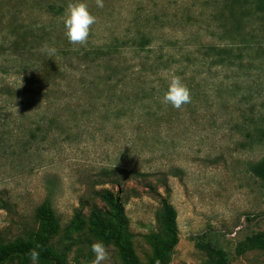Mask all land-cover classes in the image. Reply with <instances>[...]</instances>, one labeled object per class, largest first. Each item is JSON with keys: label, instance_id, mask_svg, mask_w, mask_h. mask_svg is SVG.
Masks as SVG:
<instances>
[{"label": "rangeland", "instance_id": "rangeland-1", "mask_svg": "<svg viewBox=\"0 0 264 264\" xmlns=\"http://www.w3.org/2000/svg\"><path fill=\"white\" fill-rule=\"evenodd\" d=\"M69 2L0 0V242L34 238L49 203L54 252L91 264L100 240L68 228L77 211L106 209L108 190L142 264L166 238L164 199L177 213L170 264H205L203 235L228 264H264V249L236 252L264 233L252 171L264 159V0H83L97 18L86 45L65 35ZM173 75L191 92L179 110L162 103ZM104 244L103 264H122Z\"/></svg>", "mask_w": 264, "mask_h": 264}, {"label": "trees", "instance_id": "trees-1", "mask_svg": "<svg viewBox=\"0 0 264 264\" xmlns=\"http://www.w3.org/2000/svg\"><path fill=\"white\" fill-rule=\"evenodd\" d=\"M253 173L260 178L264 187V159L252 167ZM106 209L93 208L85 219L82 210L76 212L68 231L80 232L88 228L90 234L103 243L114 247L122 260V264H142L133 247L128 231V219L119 192L104 191L100 194ZM37 218L41 223L42 231L29 240L18 239L15 242L3 244L0 242V263L14 258L30 261L29 252L36 248L40 252L39 261L46 264H66V255L58 256L52 246L51 239L59 231V224L49 203L39 207ZM160 220L166 232V238L155 245L154 256L148 264H170V255L178 244L177 213L170 203L162 200ZM198 248L205 252L208 260L205 264H228V254L215 246L207 236L199 237ZM264 249V233L247 237L236 249L241 256L249 250Z\"/></svg>", "mask_w": 264, "mask_h": 264}, {"label": "clouds", "instance_id": "clouds-1", "mask_svg": "<svg viewBox=\"0 0 264 264\" xmlns=\"http://www.w3.org/2000/svg\"><path fill=\"white\" fill-rule=\"evenodd\" d=\"M96 6L104 7L103 0H95ZM97 22V18L89 11L88 4L83 0H70L65 10L63 23L66 29L65 35L68 41L74 45H86L90 35L91 27ZM47 51L49 58L54 56L56 49L54 47L43 46ZM162 103L170 104L179 110L185 104L191 103V92L179 76L173 75L168 84L167 91L164 93ZM41 246L37 245L29 252L31 264H38L40 252L37 250ZM91 251L94 253V259L91 264H103L110 260L109 248L103 242H93Z\"/></svg>", "mask_w": 264, "mask_h": 264}, {"label": "water", "instance_id": "water-1", "mask_svg": "<svg viewBox=\"0 0 264 264\" xmlns=\"http://www.w3.org/2000/svg\"><path fill=\"white\" fill-rule=\"evenodd\" d=\"M57 264H59V263H57Z\"/></svg>", "mask_w": 264, "mask_h": 264}]
</instances>
